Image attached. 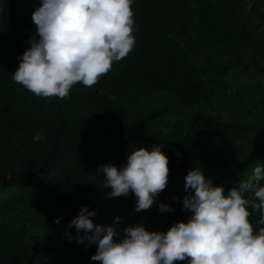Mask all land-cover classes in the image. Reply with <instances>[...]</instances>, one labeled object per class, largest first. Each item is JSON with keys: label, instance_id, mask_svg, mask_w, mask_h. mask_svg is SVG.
Segmentation results:
<instances>
[{"label": "trees", "instance_id": "1", "mask_svg": "<svg viewBox=\"0 0 264 264\" xmlns=\"http://www.w3.org/2000/svg\"><path fill=\"white\" fill-rule=\"evenodd\" d=\"M40 3L0 0V264H100L95 244L66 235L75 237L67 226L82 205L97 224L120 216L121 230L167 231L191 214L182 208L189 169L227 191L264 165V0H133L134 48L64 98L12 79ZM161 143L169 179L153 205L134 212L131 191L110 198L99 166ZM248 219L264 227L259 213Z\"/></svg>", "mask_w": 264, "mask_h": 264}, {"label": "clouds", "instance_id": "2", "mask_svg": "<svg viewBox=\"0 0 264 264\" xmlns=\"http://www.w3.org/2000/svg\"><path fill=\"white\" fill-rule=\"evenodd\" d=\"M132 3L41 0L32 13L36 34L18 58L12 79L46 98L66 97L77 82L96 84L135 46ZM43 139L40 132L33 136L34 141ZM162 147H139L120 167L111 162L99 166L109 197L131 191L136 197L134 212L149 209L169 179V158ZM184 180L182 208L191 213L186 222L177 221L167 231H149L143 224L121 230L120 216L111 224H97L92 219L96 212L82 205L67 226L76 229L75 237L66 232L69 242L95 244L91 259L100 264H264V227L254 230L248 219L257 212L258 223L264 225V165L256 164L247 180L227 191L201 167L189 169ZM158 208L161 213L174 210L165 203Z\"/></svg>", "mask_w": 264, "mask_h": 264}]
</instances>
